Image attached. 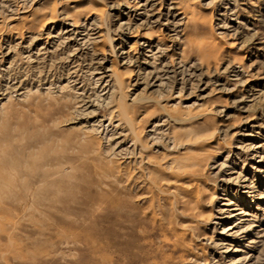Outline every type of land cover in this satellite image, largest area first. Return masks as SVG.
Listing matches in <instances>:
<instances>
[{
  "label": "rangeland",
  "instance_id": "rangeland-1",
  "mask_svg": "<svg viewBox=\"0 0 264 264\" xmlns=\"http://www.w3.org/2000/svg\"><path fill=\"white\" fill-rule=\"evenodd\" d=\"M0 264H264V0H0Z\"/></svg>",
  "mask_w": 264,
  "mask_h": 264
},
{
  "label": "bare ground",
  "instance_id": "bare-ground-1",
  "mask_svg": "<svg viewBox=\"0 0 264 264\" xmlns=\"http://www.w3.org/2000/svg\"><path fill=\"white\" fill-rule=\"evenodd\" d=\"M217 46L213 44V48H216ZM206 56V55H205Z\"/></svg>",
  "mask_w": 264,
  "mask_h": 264
}]
</instances>
